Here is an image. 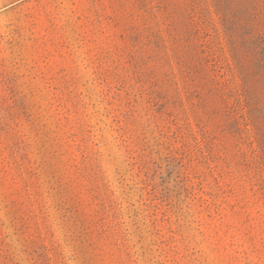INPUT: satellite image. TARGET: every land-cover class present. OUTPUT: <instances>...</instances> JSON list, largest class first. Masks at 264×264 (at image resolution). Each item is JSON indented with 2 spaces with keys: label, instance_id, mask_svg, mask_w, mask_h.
Wrapping results in <instances>:
<instances>
[{
  "label": "rangeland",
  "instance_id": "rangeland-1",
  "mask_svg": "<svg viewBox=\"0 0 264 264\" xmlns=\"http://www.w3.org/2000/svg\"><path fill=\"white\" fill-rule=\"evenodd\" d=\"M263 39L264 0H0L5 248L22 264H83L80 245L95 264H264ZM180 45L234 106L205 88L204 131ZM49 167L84 214L57 254L6 207L55 203Z\"/></svg>",
  "mask_w": 264,
  "mask_h": 264
},
{
  "label": "trees",
  "instance_id": "trees-1",
  "mask_svg": "<svg viewBox=\"0 0 264 264\" xmlns=\"http://www.w3.org/2000/svg\"><path fill=\"white\" fill-rule=\"evenodd\" d=\"M211 7L209 6V9ZM222 10H217V13H220ZM201 12V11H200ZM255 20H258V17H260V13L255 12ZM200 33L199 28H195V31H188V34L186 37L189 39L193 36H197ZM264 43V39H263ZM183 45H180V48L177 46L176 55H175V61L177 66L180 70L184 72L185 76V83L190 86V92L193 97L199 100L197 104H195V107H197V111L193 110V115L196 118V124L199 127L201 131L207 130L208 123L207 120L210 118L208 106L205 103V88L208 89V95H213L214 90L219 94L220 99L222 100V104L224 105V108L228 114H231L234 110L232 107H234L231 103V96L229 94V90L224 86L223 82L218 81L216 83L215 89L213 90L208 85V80L203 74V67L199 63H194L192 60L193 58L191 56H188V54L184 53ZM170 57V56H169ZM214 61H217L216 59H213ZM171 61V67L173 70V73L175 72V68L173 65V61ZM215 67L216 64H213ZM240 102V99L239 101ZM213 111L217 112V109L213 108ZM246 115H244V118L246 120ZM247 125L249 124L248 120ZM16 132H13L11 134V139L16 138ZM210 139V137H209ZM213 139V138H212ZM19 140L16 139V141L11 143V151L14 152L15 146L17 147ZM17 153V152H15ZM25 160L32 163L30 153H24L22 155ZM25 164V163H23ZM49 172L51 173V177L49 178V182L51 183V187L55 190V193L53 194V198L55 203L49 204L47 200L44 199L43 194H39V200H31L30 208L31 210L28 212L26 210H23L21 207H17L15 204L10 205L8 204L6 207L8 208L7 214L9 215L10 219V225L14 227L16 231H22L24 234H31V236H36L41 242L42 246L46 249L48 252L49 246L47 245V240L50 241V246L52 247V250L57 254V252H64V246L61 244L62 239L57 236L58 232H65L67 227L69 226V223L71 222L72 215H77V218L75 219V225L77 224L78 220L81 216H84V214H79V212L76 209V203L74 201V197L67 196V189L66 187H63V180L62 177L58 174L57 176L53 173L52 170L53 167H49ZM38 170V169H37ZM34 176H39V172L32 170ZM38 204L39 211L37 212V207L35 206V202ZM72 201V202H71ZM54 213H52V211ZM54 218L56 223V227H58V231L53 229V227L50 225L51 219ZM35 223L36 228L34 232H31V222ZM82 222H84L82 220ZM6 224L0 220V235L3 236V243L5 252L6 253V259L8 260L9 264H22V260L18 257L16 252L11 251V245H7L8 249L5 248L6 244L9 239V235L6 234L5 229ZM80 250L77 252V254H72L70 257L74 256L77 260H80L83 262V264H95L94 257H90L88 259L82 258L81 254L83 253V249L80 246ZM72 259V258H71ZM58 264H68L64 261H59Z\"/></svg>",
  "mask_w": 264,
  "mask_h": 264
}]
</instances>
